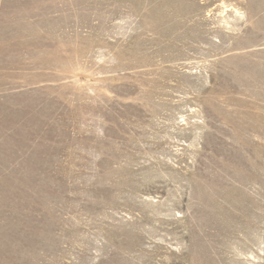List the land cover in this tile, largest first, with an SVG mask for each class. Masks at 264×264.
Wrapping results in <instances>:
<instances>
[{"label": "rangeland", "instance_id": "1", "mask_svg": "<svg viewBox=\"0 0 264 264\" xmlns=\"http://www.w3.org/2000/svg\"><path fill=\"white\" fill-rule=\"evenodd\" d=\"M0 264H264V0H0Z\"/></svg>", "mask_w": 264, "mask_h": 264}]
</instances>
